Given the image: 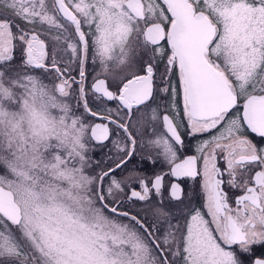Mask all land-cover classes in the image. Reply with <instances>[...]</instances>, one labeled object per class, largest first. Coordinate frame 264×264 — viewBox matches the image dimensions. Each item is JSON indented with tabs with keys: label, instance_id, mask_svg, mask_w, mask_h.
Masks as SVG:
<instances>
[{
	"label": "snow or ice",
	"instance_id": "6c2138e0",
	"mask_svg": "<svg viewBox=\"0 0 264 264\" xmlns=\"http://www.w3.org/2000/svg\"><path fill=\"white\" fill-rule=\"evenodd\" d=\"M0 264H264V0H0Z\"/></svg>",
	"mask_w": 264,
	"mask_h": 264
},
{
	"label": "flooded vegetation",
	"instance_id": "af4514ba",
	"mask_svg": "<svg viewBox=\"0 0 264 264\" xmlns=\"http://www.w3.org/2000/svg\"><path fill=\"white\" fill-rule=\"evenodd\" d=\"M97 155H99V153H97Z\"/></svg>",
	"mask_w": 264,
	"mask_h": 264
}]
</instances>
